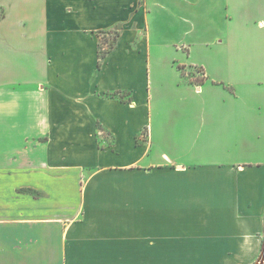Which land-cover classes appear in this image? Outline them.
Here are the masks:
<instances>
[{"label": "crops", "instance_id": "obj_1", "mask_svg": "<svg viewBox=\"0 0 264 264\" xmlns=\"http://www.w3.org/2000/svg\"><path fill=\"white\" fill-rule=\"evenodd\" d=\"M0 11V264L262 250L264 0Z\"/></svg>", "mask_w": 264, "mask_h": 264}, {"label": "rangeland", "instance_id": "obj_2", "mask_svg": "<svg viewBox=\"0 0 264 264\" xmlns=\"http://www.w3.org/2000/svg\"><path fill=\"white\" fill-rule=\"evenodd\" d=\"M0 15H1V11H0ZM115 37V34H111L110 38L108 39V41H104V43L101 45L103 48V51L105 49H108L110 47V45L113 43V38ZM195 73V72H194ZM201 78V77H199ZM252 254V255H249ZM249 254H228V258L229 260L232 261V258L237 262L240 261L241 264H264V247H262V250L260 252H256V253H249ZM196 255H203V256H210L212 254H208V253H203V254H196ZM250 257H249V256ZM249 257V261L248 263L243 262V258H248ZM234 261V262H235ZM235 262V263H236Z\"/></svg>", "mask_w": 264, "mask_h": 264}, {"label": "trees", "instance_id": "obj_3", "mask_svg": "<svg viewBox=\"0 0 264 264\" xmlns=\"http://www.w3.org/2000/svg\"><path fill=\"white\" fill-rule=\"evenodd\" d=\"M110 48H112V46H110L109 49H110ZM101 49H102V47H100V55L103 56V54H104L105 52L103 53ZM116 94H118V93H116Z\"/></svg>", "mask_w": 264, "mask_h": 264}]
</instances>
